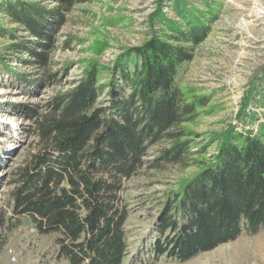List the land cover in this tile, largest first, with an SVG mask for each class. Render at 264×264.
Wrapping results in <instances>:
<instances>
[{
	"label": "trees",
	"instance_id": "obj_1",
	"mask_svg": "<svg viewBox=\"0 0 264 264\" xmlns=\"http://www.w3.org/2000/svg\"><path fill=\"white\" fill-rule=\"evenodd\" d=\"M58 1L61 7L74 4ZM0 6L44 47L64 20L62 15L50 19L60 6L50 10L24 0ZM183 11L190 24L186 31L169 26L166 39L155 37L137 47L134 55L140 60L132 70L121 61L122 83L112 81L111 106H96L105 85L98 66L91 65L76 86L55 96L50 111L30 115L39 144L14 170L11 209L16 217L29 215L41 234H56L58 257L69 264H124L129 251L128 207L121 196L125 179L143 163L151 144L172 141L154 161L180 162L190 150L176 128L202 103L187 102L176 81L181 62L191 59L183 42L198 41L205 28L202 14ZM29 52L47 63L45 51L31 47ZM245 113L242 120L256 111ZM219 145L165 201L151 248L156 258L189 259L243 231L264 228V121L257 133L230 127ZM9 218L0 214V224L9 226ZM7 240H0V251Z\"/></svg>",
	"mask_w": 264,
	"mask_h": 264
},
{
	"label": "rangeland",
	"instance_id": "obj_2",
	"mask_svg": "<svg viewBox=\"0 0 264 264\" xmlns=\"http://www.w3.org/2000/svg\"><path fill=\"white\" fill-rule=\"evenodd\" d=\"M24 1L50 10L60 6L50 19L62 15L64 20L44 47L0 6V214L10 217L9 226L0 224V240L8 239L0 264H69L58 257L56 234H41L29 215L16 217L11 209L14 170L39 144L30 115L50 111L55 96L76 86L91 65L98 66L105 85L96 106H111L112 81L122 83L121 61L132 70L140 60L137 47L155 37L166 39L169 26L186 31L185 9L203 15L205 35L183 42L191 59L181 62L176 84L187 102L202 105L176 128L190 146L180 162L154 161L171 147L165 138L149 146L143 163L125 179L121 196L128 207L129 251L124 264H264V228L243 231L189 259L156 258L151 251L164 203L181 181L210 161L230 127L257 133L264 121V0H74L68 7L58 0ZM31 47L45 51L46 64L37 62ZM248 110L256 114L242 120Z\"/></svg>",
	"mask_w": 264,
	"mask_h": 264
}]
</instances>
